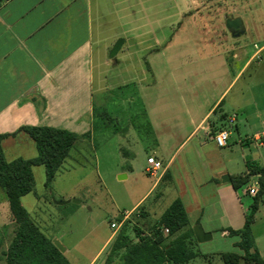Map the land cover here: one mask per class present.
I'll return each mask as SVG.
<instances>
[{
    "label": "crops",
    "instance_id": "crops-1",
    "mask_svg": "<svg viewBox=\"0 0 264 264\" xmlns=\"http://www.w3.org/2000/svg\"><path fill=\"white\" fill-rule=\"evenodd\" d=\"M131 1L0 0V135H10L2 143L7 161L38 156L35 142L21 131L24 127H49L93 140L97 110L95 49L105 45L112 17L120 13L125 16L127 5L131 16H136V0L133 8ZM206 11L211 15L201 9L192 11L191 16ZM214 12L213 16L223 18L224 25L228 18H240L245 33L251 31L254 22L264 25V18L254 21L257 13L247 6L231 5ZM213 21L215 18L209 20ZM220 42L213 58L190 57L180 75L169 69L166 76L154 79L150 102L144 105L154 138L148 159L160 161L163 170L132 211L143 222H152L153 210L143 207L145 198L154 189L160 190L158 199L168 190L175 194L173 201H182L192 228L201 225L212 236L218 233L232 240V246L238 249L240 239L231 231L243 229L252 199L245 200L243 189L236 190L232 181L223 183L222 178L244 176L249 165L264 167V74L258 73L264 66L250 76L246 88L240 90L241 97L235 96L239 98L228 103L226 100L245 70L259 60L264 45L255 46L246 56L238 43ZM149 87L146 85V89ZM106 90L104 83L102 92ZM211 94H215L212 103ZM241 129L247 130L244 137ZM222 130L230 132L229 145L224 148L214 140ZM234 132L238 140L233 139ZM185 144L190 148L180 156ZM127 169L135 171L133 166ZM256 216L252 232L264 259V233L256 234ZM2 236L5 242L6 235ZM115 237L111 235L90 264H95L106 248L110 250Z\"/></svg>",
    "mask_w": 264,
    "mask_h": 264
},
{
    "label": "rangeland",
    "instance_id": "rangeland-1",
    "mask_svg": "<svg viewBox=\"0 0 264 264\" xmlns=\"http://www.w3.org/2000/svg\"><path fill=\"white\" fill-rule=\"evenodd\" d=\"M133 4L132 0V8ZM231 5L255 10L254 21L264 18V0H136L138 11L135 17L128 12L127 5L125 16L120 13L119 17L110 19L105 45L95 49L94 99L97 110L93 140L80 141L71 150L48 188L45 168L36 167L34 191L24 198L25 208L34 223L49 238L61 242L67 249L65 255L71 264H90L114 235L111 224L123 221L125 214L131 213L122 226L127 224L128 233L134 237V227L149 233L158 217L172 204L175 194L167 190L158 199L160 190L157 188L148 194L143 205L153 210L152 222H143L139 214L132 211L156 181L145 171L154 138L148 128L144 105L150 102L154 79L166 76L169 69L181 73L183 63L190 57L213 58L220 41L222 44L223 41L232 45L238 43L241 49H245L246 56L264 45V25L259 22L253 23L251 31L234 39L223 18L213 16L214 11L219 13ZM201 9L209 10L211 15L206 11L202 15L191 16L192 11ZM214 18L211 24L209 20ZM119 39H124L123 47L111 59L110 53ZM258 59L245 70L226 103L234 98L237 100L239 97L235 96L246 88L250 76L260 65L264 66V50ZM258 73L263 75L264 70ZM104 83L108 90L103 93ZM148 84L150 87L146 89ZM214 95L209 97L211 103ZM242 129L241 136L244 137L247 130ZM233 139L238 140L236 132ZM189 148L190 144H185L179 155ZM130 166L135 168L134 172L127 169ZM124 175L127 177L120 179ZM243 195L245 200L251 199L246 193ZM66 200L81 203L56 204ZM71 211H74L72 215ZM10 216L7 196L0 189V234L6 235L3 250L15 235L16 224L9 219ZM256 218L255 231L261 235L264 233V201ZM163 232L165 234V230ZM108 251L106 248L95 264H103ZM193 251L198 253V257L187 264H224L221 256L238 249L232 246V240L221 238L216 233L209 242L195 243ZM0 264H6L1 253Z\"/></svg>",
    "mask_w": 264,
    "mask_h": 264
},
{
    "label": "trees",
    "instance_id": "trees-1",
    "mask_svg": "<svg viewBox=\"0 0 264 264\" xmlns=\"http://www.w3.org/2000/svg\"><path fill=\"white\" fill-rule=\"evenodd\" d=\"M21 131L35 142L38 156L7 161L2 143L10 135H0V188L7 196L11 221L16 224L15 235L5 251L2 250L4 239L0 234V252L6 264H71L53 244V239L34 223L22 199L34 191V167L45 168L46 187H50L71 150L86 136L49 127H24ZM249 169L244 176L232 178L234 188L241 190L248 186L251 178L258 176L260 189L255 197H251L243 229L231 231L240 239L237 248L241 253L223 254L224 264H264L252 232L255 216L264 201V167L249 165ZM163 230H168V235ZM133 232L134 237L128 233L127 224L122 226L103 264H162L164 261L187 264L198 257L193 251L197 243L193 228L180 199L172 202L148 234L137 226Z\"/></svg>",
    "mask_w": 264,
    "mask_h": 264
},
{
    "label": "water",
    "instance_id": "water-1",
    "mask_svg": "<svg viewBox=\"0 0 264 264\" xmlns=\"http://www.w3.org/2000/svg\"><path fill=\"white\" fill-rule=\"evenodd\" d=\"M226 27L228 31L231 33V35L235 38H238L241 35L245 34L244 25L240 18H228L226 20ZM123 44H124V39H119L117 41V43L114 45L110 53L111 59H114L117 56ZM123 178H126V176L125 175L120 176V179H123ZM231 181L232 179L229 176H225L222 178L223 183H230ZM70 203L79 205L81 202L77 200H66V201L56 202V204L60 206L68 205ZM193 232H194V236L198 244H203V243H206L212 240V234L205 232L201 225L194 226ZM53 244L57 247V249L62 254L66 253L67 249L61 244L59 240L57 239L53 240Z\"/></svg>",
    "mask_w": 264,
    "mask_h": 264
},
{
    "label": "built area",
    "instance_id": "built-area-1",
    "mask_svg": "<svg viewBox=\"0 0 264 264\" xmlns=\"http://www.w3.org/2000/svg\"><path fill=\"white\" fill-rule=\"evenodd\" d=\"M8 1V0H3ZM215 143L218 147L224 148L229 145L230 141V132L228 130H222L220 131L215 137H214ZM163 170V165L160 161H157L153 158L148 159V167L146 169V172L154 177H160ZM259 178H256L254 182L249 183L247 187L243 188V192L246 193L249 197H255L260 189V184L258 181ZM129 217L128 214L124 215V220H127ZM124 220L120 223H112L111 229L114 231V235H116L117 232H119L120 228L122 227V224L124 223ZM165 234H168V230H165ZM162 264H172L169 261H164Z\"/></svg>",
    "mask_w": 264,
    "mask_h": 264
}]
</instances>
